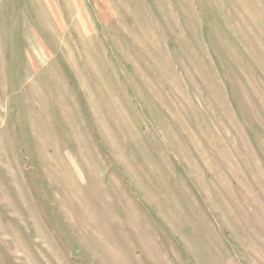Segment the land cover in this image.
Masks as SVG:
<instances>
[{
	"label": "rangeland",
	"instance_id": "rangeland-1",
	"mask_svg": "<svg viewBox=\"0 0 264 264\" xmlns=\"http://www.w3.org/2000/svg\"><path fill=\"white\" fill-rule=\"evenodd\" d=\"M159 255L264 264V0H0V264Z\"/></svg>",
	"mask_w": 264,
	"mask_h": 264
},
{
	"label": "crops",
	"instance_id": "crops-1",
	"mask_svg": "<svg viewBox=\"0 0 264 264\" xmlns=\"http://www.w3.org/2000/svg\"><path fill=\"white\" fill-rule=\"evenodd\" d=\"M159 247V246H158ZM162 254V253H161ZM159 256H161V259H159V261H162V264H170V262H165V260H164V258H163V255H159ZM144 259V260H143ZM154 259V257L153 256H149V257H146V258H140V259H138V260H135V262H137V261H139V260H143L144 261V264H149V261L150 260H153ZM180 259H177L176 261H172V264H176V263H178V262H180V263H178V264H183L181 261H179ZM133 261V260H132ZM187 261V260H186ZM136 264H139V262L138 263H136ZM150 264H151V261H150ZM187 264H190V263H187Z\"/></svg>",
	"mask_w": 264,
	"mask_h": 264
}]
</instances>
